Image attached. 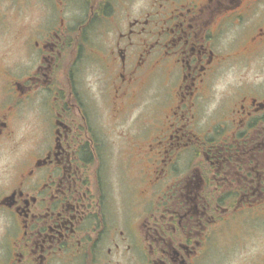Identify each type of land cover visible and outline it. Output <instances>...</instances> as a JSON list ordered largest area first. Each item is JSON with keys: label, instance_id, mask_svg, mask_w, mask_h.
Here are the masks:
<instances>
[{"label": "flooded vegetation", "instance_id": "flooded-vegetation-1", "mask_svg": "<svg viewBox=\"0 0 264 264\" xmlns=\"http://www.w3.org/2000/svg\"><path fill=\"white\" fill-rule=\"evenodd\" d=\"M30 7L0 264H264V0H0V27Z\"/></svg>", "mask_w": 264, "mask_h": 264}, {"label": "rangeland", "instance_id": "rangeland-1", "mask_svg": "<svg viewBox=\"0 0 264 264\" xmlns=\"http://www.w3.org/2000/svg\"><path fill=\"white\" fill-rule=\"evenodd\" d=\"M35 2V0H33ZM140 4V1H139ZM35 7V6H34ZM34 7H30L29 11L23 14H16L19 12L18 10H13V14L7 17V20H11L12 24L11 26H7V28L0 27V59H2L3 62L6 63V65H11L13 72L15 74H19L21 71V68L23 66V60L26 50V44L33 43V39H29V41L26 39L27 35L30 37L32 36V32H35L38 28L37 27H25L26 25L23 24L20 21H31L36 20L38 18V10ZM26 14V18L25 17ZM17 20V21H15ZM29 24H33V22H26ZM32 40V41H31ZM30 62H33V58L29 59ZM89 60L84 59L79 64L82 68V81L86 84L90 79V73L93 72L92 69H90ZM15 77V75H13ZM17 77V76H16ZM95 77V76H94ZM2 81L0 80V84ZM37 108H29L26 111H23L22 113L15 114L13 116V119L10 118V120L13 123V130H12V139L9 140V147L13 151H18L20 148L24 147L25 143L27 145H30L29 137L27 135L28 132H32L34 130V127L38 125L35 117L37 113ZM26 138V140H25ZM25 140V141H24ZM7 154H10L9 149L5 152ZM6 163L5 158H0V172L2 168L4 167V164Z\"/></svg>", "mask_w": 264, "mask_h": 264}]
</instances>
